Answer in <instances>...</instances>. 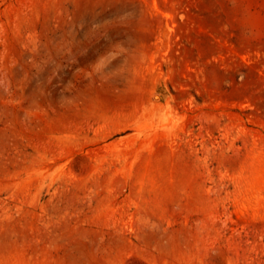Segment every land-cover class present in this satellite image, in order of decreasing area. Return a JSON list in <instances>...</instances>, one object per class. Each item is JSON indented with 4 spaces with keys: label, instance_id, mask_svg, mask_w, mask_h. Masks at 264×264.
Masks as SVG:
<instances>
[{
    "label": "rangeland",
    "instance_id": "374dc122",
    "mask_svg": "<svg viewBox=\"0 0 264 264\" xmlns=\"http://www.w3.org/2000/svg\"><path fill=\"white\" fill-rule=\"evenodd\" d=\"M0 264H264V0H0Z\"/></svg>",
    "mask_w": 264,
    "mask_h": 264
}]
</instances>
